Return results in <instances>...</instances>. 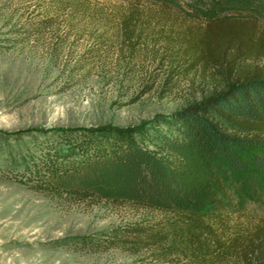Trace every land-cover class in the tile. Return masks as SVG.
I'll list each match as a JSON object with an SVG mask.
<instances>
[{"label":"rangeland","instance_id":"obj_1","mask_svg":"<svg viewBox=\"0 0 264 264\" xmlns=\"http://www.w3.org/2000/svg\"><path fill=\"white\" fill-rule=\"evenodd\" d=\"M160 4L179 17H160ZM136 8L132 45L122 39L120 19ZM184 13L195 18L184 21ZM209 18L252 19L260 36L264 0H0V264H172L154 249L91 243L114 238L117 227H158L169 217L163 211L61 196L8 173L26 170L42 150H66L62 129L168 131L161 116L223 91L249 61L264 66L262 55L231 70L228 61L222 68L191 50ZM230 173L232 221L248 228L264 220V184Z\"/></svg>","mask_w":264,"mask_h":264},{"label":"trees","instance_id":"obj_2","mask_svg":"<svg viewBox=\"0 0 264 264\" xmlns=\"http://www.w3.org/2000/svg\"><path fill=\"white\" fill-rule=\"evenodd\" d=\"M160 8V17H179L171 12L175 7ZM140 10L120 19L122 39L132 45ZM182 18L195 17L184 13ZM204 23L189 48L216 65L225 68L228 61L233 70L264 55V34L257 35L261 23L249 18ZM190 30L184 31L186 41ZM246 66L223 91L161 116L168 131L158 125L62 129L59 140L66 150H42L36 163L8 174L57 195L127 201L169 216L158 227L114 228V238L91 241L95 247L150 248L172 264H264V220L245 228L232 221L228 207L231 171L264 184V66L250 61Z\"/></svg>","mask_w":264,"mask_h":264}]
</instances>
